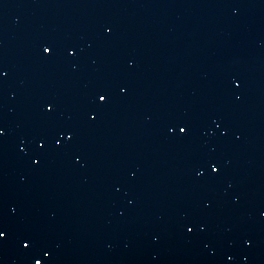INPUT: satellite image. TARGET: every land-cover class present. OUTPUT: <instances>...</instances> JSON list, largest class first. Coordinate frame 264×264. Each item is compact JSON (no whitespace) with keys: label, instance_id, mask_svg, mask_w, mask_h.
<instances>
[{"label":"water","instance_id":"1","mask_svg":"<svg viewBox=\"0 0 264 264\" xmlns=\"http://www.w3.org/2000/svg\"><path fill=\"white\" fill-rule=\"evenodd\" d=\"M0 264H264V0H0Z\"/></svg>","mask_w":264,"mask_h":264},{"label":"snow or ice","instance_id":"2","mask_svg":"<svg viewBox=\"0 0 264 264\" xmlns=\"http://www.w3.org/2000/svg\"><path fill=\"white\" fill-rule=\"evenodd\" d=\"M100 99H101V100H103V99H104V97H103V96H101V97H100ZM181 131H184V129H181Z\"/></svg>","mask_w":264,"mask_h":264}]
</instances>
